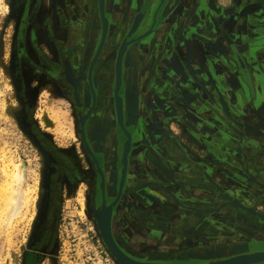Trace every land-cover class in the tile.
Wrapping results in <instances>:
<instances>
[{"label": "rangeland", "instance_id": "374dc122", "mask_svg": "<svg viewBox=\"0 0 264 264\" xmlns=\"http://www.w3.org/2000/svg\"><path fill=\"white\" fill-rule=\"evenodd\" d=\"M15 1L0 0V264H121L107 249L94 222L93 205L86 198L91 175L76 133L72 107L49 85L38 98L39 87L35 85L26 87L28 91L22 96L20 79L30 78L31 71L21 69L12 59L23 13L20 10L16 16ZM205 1L212 4L211 10L202 7L203 0H168L155 9L152 4L146 6L147 16L137 30L138 35L127 43L133 48V73L145 88L146 100L150 98V102L160 94L168 98L181 88L174 117L170 112L164 114V110L153 112L155 107L146 105L147 113L142 118L146 124L143 138L157 147L162 161L172 171V180L149 172L147 167L144 172V177L165 183V191L148 186L142 195L151 216L160 215L159 224L154 226L148 219L146 228L136 209L127 214L130 222L140 228L134 231L131 242L160 252L193 244L205 250L215 244L241 241L244 236H239L236 225H246V221L236 212H245V208L230 205L233 198L242 202L243 207L264 213V204L254 197L264 195V155L251 148L247 157L233 160L230 154L243 148L233 140H241L240 133L234 134L231 129L238 131L240 126L237 118L225 110L227 104L237 105L234 93L238 96L245 87L229 52L230 42L222 40L225 32L234 41V12L242 3ZM128 2L119 3L122 9L116 27L127 24ZM220 6L221 17L211 15ZM219 24L226 29L224 32ZM117 31L110 35L108 47L113 46L114 37L120 41L123 36ZM218 34L222 37L219 44ZM215 36L218 38L214 39ZM17 67L22 71L18 73ZM204 73L210 76L202 81ZM187 75L193 77L192 98L182 92ZM27 103L33 111L30 119L25 110ZM238 108L240 113L249 111L242 104ZM44 117L47 120L41 121ZM29 122L70 157L72 166L57 162L42 142L29 133ZM257 126L264 132V124ZM253 137L264 146L260 135ZM18 165L22 168L19 179ZM260 222L264 223V219Z\"/></svg>", "mask_w": 264, "mask_h": 264}, {"label": "flooded vegetation", "instance_id": "af4514ba", "mask_svg": "<svg viewBox=\"0 0 264 264\" xmlns=\"http://www.w3.org/2000/svg\"><path fill=\"white\" fill-rule=\"evenodd\" d=\"M120 1L111 3L110 0H104L103 13L100 0H16L13 7L16 16L20 10L23 13L18 22V34L13 42L16 54L12 59L21 66V69L26 67V70L31 71V79L29 77L20 79L22 96L28 91H25L28 86L39 87L37 98L42 89L50 86L72 107L76 119V133L89 163L91 175L86 198L91 207L93 205L94 222L99 232L101 233V217L104 216L103 219H106L108 215L113 244L127 257L141 262L183 264L189 261L210 264L236 255L264 251V223L260 222L264 219V213L259 214L243 207L244 204L235 198L229 201L230 205L245 208V212L239 209L236 212V216H243L246 221V225L239 222V225H236L239 236L245 238L241 241L238 239L229 245L215 244L205 250L194 244L183 245L179 249H169L167 252L131 242L134 231L140 228L130 222L127 215L130 210L138 211L137 217L141 224L144 222L142 225L145 227L149 226L145 224V220L146 222L148 219L152 220L156 226L160 219V215L151 216L152 213L146 210L142 195L146 193L145 188L148 186L165 191L163 186L165 183L162 180L144 177V172L148 168L149 172L163 177L168 176L172 180V171L162 161L160 151L143 138L146 124L142 118L147 113L146 105L154 106L153 112L164 110V114L169 115L166 112H170L174 117L173 115L178 112L177 96L181 88L175 89L173 95L168 96L172 98L170 100L166 98V94H160L158 98L153 97L150 102L148 101L150 98L146 100L147 96L143 94L145 88L139 80L136 81V75L133 73L131 54L133 48L131 44L127 45L128 41L138 35L137 30L146 19L149 5L152 4L155 9L161 2L163 6L168 0H152L153 2L128 0L127 24L116 27L119 11L122 9ZM148 1L150 3L146 5ZM239 1L242 3L241 7L234 12L236 17L234 41L229 40V36L224 32L226 29L220 24L224 32L223 38L219 34V38L214 37L218 38V44L221 38L230 42L229 52L234 56L232 59L237 64L238 76L245 86L239 91V97L236 92L234 93L233 98L237 105L227 104L225 107L224 104L226 112L235 116L240 126V130L237 131L230 125L232 133H240L241 137V140L233 137L234 142H238L240 148H243L230 154L235 161H240L238 156L245 157L247 152H252L251 148L257 149L258 155H264V146L252 138V135H260V138L264 139L263 129L257 126L258 123L264 124V100L256 97L254 79L255 76L261 77V72L264 74V65L261 64V61H264V0ZM211 5L203 0V8L211 10ZM222 11L223 7L220 6L217 12L213 11L211 15L219 18ZM136 17L138 25L128 35ZM224 22L222 20V23ZM221 25L226 27L227 24ZM116 29L118 30L116 34L120 31L123 36L120 41H116L117 38L114 37L113 46L108 47L109 37ZM257 34L260 36L257 37ZM122 42L126 45V51L122 58H118V49ZM112 49H115V52ZM259 57L262 58L260 61ZM188 59L187 56L186 60ZM134 61L137 63L136 59ZM173 68L176 69V65H173ZM21 69L17 67L16 70L19 73ZM184 71L185 69L183 73ZM206 73L210 74L209 71ZM206 73L202 81L210 76ZM179 77L176 76V79H180ZM187 77L188 80L183 83L185 91L182 92L192 98L190 82L193 77L191 75ZM262 90L264 91V86ZM227 98L231 99V96ZM241 104L245 105L246 109L249 108L248 113H240L238 106ZM25 110L30 119L33 111L28 103ZM28 131L42 142L44 148L58 163L65 167L72 166L70 157L46 139L36 125L30 123ZM156 183L158 184L155 185ZM263 187L261 189L264 190ZM254 197L264 204V195ZM216 249L223 250V254L214 256ZM235 249L237 251L234 254H229ZM198 256L204 258L198 259ZM252 264H264V261Z\"/></svg>", "mask_w": 264, "mask_h": 264}, {"label": "water", "instance_id": "95a60500", "mask_svg": "<svg viewBox=\"0 0 264 264\" xmlns=\"http://www.w3.org/2000/svg\"><path fill=\"white\" fill-rule=\"evenodd\" d=\"M103 2L104 0H100L101 5V12L103 13ZM103 16V15H101ZM137 17L135 18L133 25L128 33L130 35L137 27ZM126 51V45L124 42L120 45L118 49V58H122L123 54ZM119 69V67H118ZM104 216L100 219V228H101V235L104 239V242L107 246V249L111 252V254L116 258V260L121 264H160V263H151V262H141L136 261L127 257L124 253H122L112 242V238L110 235V228H109V217L107 215L106 219H103ZM264 261V251H257L251 253H245L241 255H236L230 258H226L223 260H218L211 262L210 264H252Z\"/></svg>", "mask_w": 264, "mask_h": 264}, {"label": "crops", "instance_id": "0c3cea01", "mask_svg": "<svg viewBox=\"0 0 264 264\" xmlns=\"http://www.w3.org/2000/svg\"><path fill=\"white\" fill-rule=\"evenodd\" d=\"M251 20H252V18H251ZM261 59H262L261 57L258 58L259 61ZM261 64L264 65V61H261ZM261 74H262L261 77H258V76L257 77L256 76L254 77V79H255V92H256V97L258 99L261 98V100H264L263 99L264 98V91L262 90V86H264V77H263L264 74L262 72H261Z\"/></svg>", "mask_w": 264, "mask_h": 264}, {"label": "bare ground", "instance_id": "6f19581e", "mask_svg": "<svg viewBox=\"0 0 264 264\" xmlns=\"http://www.w3.org/2000/svg\"><path fill=\"white\" fill-rule=\"evenodd\" d=\"M46 121L47 119L44 117L43 119H41V121ZM24 170V169H23ZM16 171H18V173L16 174V177H17V179H19L20 177H21V173H22V168L20 167V165H18L17 167H16ZM37 180V179H36ZM37 186V181H36V183H35V187ZM237 251V249H235L234 251H232L231 250V252L229 253V254H234L235 252ZM223 254V250H221V249H216V252H215V254H214V256L216 255V256H219V255H222Z\"/></svg>", "mask_w": 264, "mask_h": 264}]
</instances>
